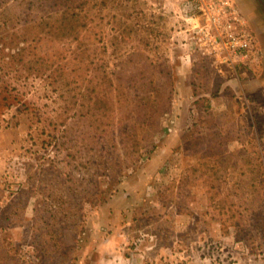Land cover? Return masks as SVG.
Returning a JSON list of instances; mask_svg holds the SVG:
<instances>
[{"label": "rangeland", "instance_id": "374dc122", "mask_svg": "<svg viewBox=\"0 0 264 264\" xmlns=\"http://www.w3.org/2000/svg\"><path fill=\"white\" fill-rule=\"evenodd\" d=\"M242 57L177 0H0V264H264V0Z\"/></svg>", "mask_w": 264, "mask_h": 264}, {"label": "built area", "instance_id": "2783aa9c", "mask_svg": "<svg viewBox=\"0 0 264 264\" xmlns=\"http://www.w3.org/2000/svg\"><path fill=\"white\" fill-rule=\"evenodd\" d=\"M186 20L195 23L201 13L202 38L221 41L227 49L242 57L250 55L252 37L242 28V19L231 0H177Z\"/></svg>", "mask_w": 264, "mask_h": 264}]
</instances>
